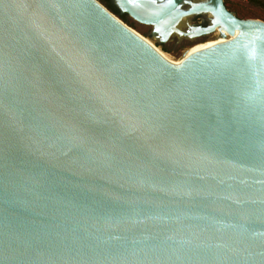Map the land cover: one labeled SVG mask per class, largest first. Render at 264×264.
Returning a JSON list of instances; mask_svg holds the SVG:
<instances>
[{
	"label": "water",
	"instance_id": "95a60500",
	"mask_svg": "<svg viewBox=\"0 0 264 264\" xmlns=\"http://www.w3.org/2000/svg\"><path fill=\"white\" fill-rule=\"evenodd\" d=\"M113 2L187 52L100 0H0V264H264V20Z\"/></svg>",
	"mask_w": 264,
	"mask_h": 264
},
{
	"label": "rangeland",
	"instance_id": "374dc122",
	"mask_svg": "<svg viewBox=\"0 0 264 264\" xmlns=\"http://www.w3.org/2000/svg\"><path fill=\"white\" fill-rule=\"evenodd\" d=\"M104 5L105 3L100 0ZM228 8L236 13L237 16L242 18H258L264 20V0H225ZM106 6V5H105ZM127 25L140 32L142 35L148 37L150 27L139 24L132 20L130 17L127 20H123ZM199 21V20H197ZM149 38V37H148ZM191 41H184L179 45H175L174 41L164 44L167 50H164L162 46L155 43L164 51L170 53L173 57L178 58L183 55L189 48Z\"/></svg>",
	"mask_w": 264,
	"mask_h": 264
},
{
	"label": "trees",
	"instance_id": "16d2710c",
	"mask_svg": "<svg viewBox=\"0 0 264 264\" xmlns=\"http://www.w3.org/2000/svg\"><path fill=\"white\" fill-rule=\"evenodd\" d=\"M105 5L114 13L116 14L117 16H119L122 20H127L128 18V15L127 14H122L120 12V10L118 9V7L114 4L113 0H102ZM252 1H256V0H252ZM205 25V24H204ZM160 46L163 47L164 50H167V47L165 45H161L159 44Z\"/></svg>",
	"mask_w": 264,
	"mask_h": 264
},
{
	"label": "bare ground",
	"instance_id": "6f19581e",
	"mask_svg": "<svg viewBox=\"0 0 264 264\" xmlns=\"http://www.w3.org/2000/svg\"><path fill=\"white\" fill-rule=\"evenodd\" d=\"M132 28V27H131ZM133 29V28H132ZM136 33H138L139 35H141L147 42H149L158 52H160V54H162L165 58H167L169 61L170 60H174L176 59L175 57H173L170 53L164 51L162 48H160L158 45H156L154 43L153 40H151L150 38L142 35L140 32H138L137 30L133 29ZM188 50V49H187ZM186 50V52H187ZM186 52H184L183 54H185Z\"/></svg>",
	"mask_w": 264,
	"mask_h": 264
},
{
	"label": "flooded vegetation",
	"instance_id": "af4514ba",
	"mask_svg": "<svg viewBox=\"0 0 264 264\" xmlns=\"http://www.w3.org/2000/svg\"><path fill=\"white\" fill-rule=\"evenodd\" d=\"M199 22V21H198Z\"/></svg>",
	"mask_w": 264,
	"mask_h": 264
}]
</instances>
